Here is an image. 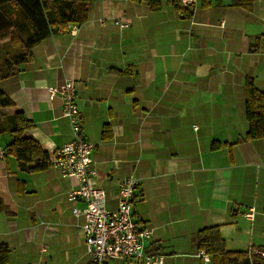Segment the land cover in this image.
I'll return each instance as SVG.
<instances>
[{"label":"crops","instance_id":"0c3cea01","mask_svg":"<svg viewBox=\"0 0 264 264\" xmlns=\"http://www.w3.org/2000/svg\"><path fill=\"white\" fill-rule=\"evenodd\" d=\"M160 1L154 10L145 1L91 0L75 33L36 44L32 60L2 78L0 88L32 121L26 135L51 157L71 128L60 96L50 99L47 87L75 81L81 135L94 143L95 180L106 205L116 207L120 181L135 173L132 218L137 228L153 227L145 250L163 254V264H210V255H197L195 240L209 226L218 227L229 250L264 248V138L235 142L247 130L244 77L264 91V0L251 11L230 0H198L189 18ZM121 16L124 27L113 23ZM76 186L51 165L26 173L6 155L5 264H86L83 218L67 199Z\"/></svg>","mask_w":264,"mask_h":264},{"label":"trees","instance_id":"16d2710c","mask_svg":"<svg viewBox=\"0 0 264 264\" xmlns=\"http://www.w3.org/2000/svg\"><path fill=\"white\" fill-rule=\"evenodd\" d=\"M131 1H145L154 10L161 7L160 0ZM164 1L173 7L178 16L191 17L192 10L185 8L181 0ZM256 1L258 0H230V5L251 11ZM90 2L91 0H0V30L11 28L9 43L21 49L12 55L5 54L0 61V80L12 75L17 65L31 61L32 48L36 44L51 35L69 33L68 24L79 25L86 21ZM250 50L255 51L256 47H250ZM244 91L247 130L235 142L264 138V91L256 87L250 76L244 77ZM8 107L14 108V111L3 114L1 109ZM32 126V121L21 110L15 109L12 99L0 88V131L11 134L10 141L3 146L4 159L6 155L13 156L18 169L26 173L49 167L51 159L37 140L26 135V131ZM110 136V128L105 123L102 137L106 139ZM235 142L230 143V146ZM5 209L6 205L0 200V212ZM195 240L198 249H204L210 255V264H264V258L251 255L247 250L227 249L217 226L199 229ZM9 254V246L0 242V264L7 262Z\"/></svg>","mask_w":264,"mask_h":264},{"label":"built area","instance_id":"2783aa9c","mask_svg":"<svg viewBox=\"0 0 264 264\" xmlns=\"http://www.w3.org/2000/svg\"><path fill=\"white\" fill-rule=\"evenodd\" d=\"M198 0H181L185 8L193 10ZM104 24V19H99ZM113 23L124 27V17L113 19ZM223 24V21H221ZM77 25L68 24L70 33H75ZM48 97L59 95L61 99V115L65 117L71 128V138L57 147L51 156L50 165L58 170L61 176L73 177L77 186L67 192V199L73 203L72 213L82 217V230L87 254L86 264H106L110 259L127 263L130 259H140L144 264H163L164 255L148 253L145 242L151 238L153 227L137 228L132 218V204L136 198L137 178L129 173L119 183L117 205L108 208L105 190L100 187L95 177L97 167L92 161L91 153L94 143L81 135V120L76 103V85L72 78H66L57 86L47 87ZM4 148L0 145V163L4 159ZM84 201L78 207L75 203ZM248 253L264 258V248H249ZM197 255L204 260L209 255L200 249Z\"/></svg>","mask_w":264,"mask_h":264},{"label":"rangeland","instance_id":"374dc122","mask_svg":"<svg viewBox=\"0 0 264 264\" xmlns=\"http://www.w3.org/2000/svg\"><path fill=\"white\" fill-rule=\"evenodd\" d=\"M11 28H6L4 30H0V61L4 58L5 54H14L19 52L21 49L19 47L11 46L9 43V37L11 35ZM8 52V53H7ZM10 133H6L0 135V142H6V139H10Z\"/></svg>","mask_w":264,"mask_h":264}]
</instances>
